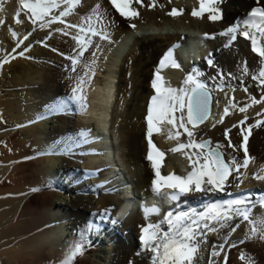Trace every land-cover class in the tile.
Listing matches in <instances>:
<instances>
[{"label":"bare ground","instance_id":"obj_1","mask_svg":"<svg viewBox=\"0 0 264 264\" xmlns=\"http://www.w3.org/2000/svg\"><path fill=\"white\" fill-rule=\"evenodd\" d=\"M8 1L14 2L8 3ZM180 1L184 4L179 0H155L156 6L149 7L152 0H143V6L133 0L130 8L137 10L139 16L130 20L129 17L121 16L110 0H89L90 3L87 2L88 6L85 8L77 5L71 15L63 17L68 24L81 25L84 29L91 27L98 32L106 33L109 37L101 39L99 35L91 36L88 29L80 33L78 29L75 31L71 28L66 29L65 25L61 24L55 25L57 31L63 30L56 32L54 29L58 34L53 32L54 34L51 35L52 30L49 27L39 26L38 30H42L36 31V23L32 21L23 23L25 16L28 15V18L30 16L26 11L20 13L19 19L22 22L16 26L14 21L20 8L19 0H0V43L15 39L11 35L12 32H21L22 40L18 45L24 42L23 45L26 44L28 47L30 44L28 50L17 47L5 53L6 56L0 59L2 65L0 66V264H64L76 245L83 247V253L74 258L73 264H101L95 263L94 259L105 264H151V254L142 251L140 240L142 228L148 224L161 223L162 219H149L146 224L138 213L133 211L134 215L120 223H113L114 214L117 213L120 217L117 196L101 189L106 183L100 174L102 167L107 163L109 168V165L116 161L117 169L121 170L119 174H123L122 179L132 180L134 189L147 191L152 189L156 176L151 161L148 162L147 159L149 138L146 120L147 100L152 94L154 79L151 65L159 53L167 48H174L180 35L176 32L184 31L178 27L173 29L176 32L169 34L167 30L172 29L173 25H189L199 28L201 33L202 31L207 33L209 39L213 40L216 38L217 28L225 32L229 27L241 24L247 19L253 7L264 6V0H215L210 7L218 11L210 13L205 10L201 18L192 15L193 9H200V0H188L187 4H185L186 0ZM9 6L12 9H9ZM174 8L183 9L182 15H169L168 13ZM210 14L221 16L220 21L209 20ZM149 23L160 24L162 27L155 29L152 26L150 29L152 33L149 34L144 28L145 25H150ZM130 24L135 27H130ZM65 31L69 34L64 35ZM7 34L9 37L6 36ZM76 34L86 35V38L90 36L92 45L85 51L83 57H79L80 62L73 72L69 57H77L80 50L76 40L72 38ZM140 34L148 37L136 46L134 40L139 38ZM237 34L236 42L230 44L229 36L221 35L224 38L222 46L211 48L214 43L208 42V48H204L203 44L198 42L202 45L201 51L197 50L199 44L192 41L190 44L195 45H192V58L195 63L189 67L186 75L181 73L180 68H169L161 72L163 78L172 80L173 88L185 87L186 77L192 75L213 92L214 104L210 119L194 129L197 141L208 138L213 147L217 144L223 145L220 150L224 153L225 160L230 161L235 158L242 164L245 159L244 149L241 147L243 135H248L246 144L248 167H241L239 172H233L223 191H189L182 196L183 205H178L174 214L188 213L193 218L200 219L208 215L213 205L222 208L226 202H229H218L219 199L248 191L234 200L243 199L246 202L247 207L251 209V218H264V203L254 202L259 198L261 201L264 196V193H258L264 191V179L257 178L264 176L262 170L264 169V123L262 126H255L258 121L264 122V101H261V97L264 96V85H260L259 80L252 78L259 72L261 57L252 51L249 39ZM17 39L20 38L16 36ZM41 39H47L46 45L62 54L61 58L54 55L49 58L52 59L53 64L49 70L52 77L47 73L44 64L34 65V62L27 60L31 56L39 57L44 53L33 49V46H38L35 42ZM131 41L134 43L129 47ZM96 45H99V49ZM21 52L24 53L22 56ZM143 53L148 54L146 62L142 61ZM186 54L189 56V52ZM6 58L10 62L4 63ZM142 66L146 71L151 70V76L139 69ZM199 69L200 78L197 77ZM86 72L89 73L88 76L84 75ZM8 73L11 80L4 82L3 79ZM115 73H119V76L115 77ZM81 76L85 81L82 86L84 100L79 102L70 97L73 95L72 89L77 86ZM126 77L128 82H131L127 87L129 86L130 91L133 89L134 92L128 99L132 98V102L125 111L119 107L120 99L117 100L116 93L120 81ZM140 79L142 84L137 87L136 84ZM36 80L44 82V85H48L47 88H52L54 100L51 105L58 102L63 108L52 109L54 105L52 107L43 105L42 111L38 112L39 116L43 113L54 116L48 120L46 116L44 117L46 119L38 118L40 122L31 125L37 119L36 113L32 115L31 112L28 116L29 112L21 111L19 104L24 99L30 106H35L37 103L31 101L32 95L29 94L28 98H25L26 94L21 98L19 94L26 90L24 86H29L30 90L39 89L36 87L38 86ZM188 86L193 85L190 83ZM221 86L227 91L216 92ZM6 87L14 88L16 91H2ZM18 87H22L20 93L16 89ZM61 87H65L66 91L68 87L71 88V92L69 89L65 92L70 101L67 102L66 98L57 94ZM245 88L247 91H244ZM15 93L16 95H12ZM216 93L221 94L220 101L217 100ZM252 97L261 102L256 103L257 107L254 109L251 107L252 110L240 112V107L254 104ZM233 104L236 107H231ZM225 107L232 108L230 115L225 116ZM22 113L27 114L22 116ZM221 118L223 122H220ZM242 120L245 121L244 124L239 123ZM110 122L113 124L111 125ZM3 124L6 126L3 127ZM17 125L24 127L19 129L20 126ZM250 125L253 127L249 134ZM68 127H71V133L74 135L72 142L64 140L63 137L66 134L64 128ZM188 127L189 130H193L192 127ZM51 128L56 131L55 134L47 132V129ZM170 128L169 125L154 124L151 139L156 149L158 147L161 151L168 150L166 165L173 171L175 161L181 159L185 162V168L189 160L179 152L174 153V159L170 158L169 154H172L170 149L178 146L176 139L169 138ZM226 129H231L228 138L235 149L228 146ZM112 130L125 136L122 145L127 146L128 153L123 160L118 157L120 154L116 146L114 148L116 155L113 153L114 157L110 160L109 155L106 158L108 152L105 151V146L108 137L99 134L101 132L111 135ZM179 131L183 133L184 130ZM172 134L175 135V130H172ZM111 138L114 142L113 134ZM179 142H187L186 133L179 136ZM101 149L105 156L100 153ZM51 153L59 155L50 156ZM164 160H166L165 155L161 160L162 176L165 175L164 171L162 172ZM57 161H60L61 165L56 164ZM139 164L142 168L138 167ZM55 165L60 167L62 175H57L59 170L55 171ZM186 170L188 172L191 170L189 165ZM41 175H44L45 179ZM96 182L99 183L97 188ZM107 186L111 184L105 185L104 188ZM122 196L123 203H126L125 209L133 206L128 190ZM164 203L165 201L160 202L159 206L162 207ZM61 208L67 209L70 215ZM204 222L200 220L201 227L197 230L196 239L193 241L198 242L199 247L194 264H210L208 261H213L215 258L213 253L219 251L221 252L215 258V264H264V239L251 238L249 225L242 217H234L228 222L229 226L224 228H220L215 222H210V226L216 227L217 231L203 228ZM162 227L166 230L168 226L162 224ZM96 228L102 230L98 232ZM232 228H235V231H232ZM65 230L71 232L66 233ZM57 231L59 235L61 234L60 237L66 238L60 239ZM102 232L110 241L108 248L101 246L99 236ZM63 242L66 243L65 247L67 246L65 251H61L62 246L60 247ZM57 243L59 247L55 245ZM215 243L212 248V244ZM108 252H113L112 258L105 256Z\"/></svg>","mask_w":264,"mask_h":264},{"label":"snow or ice","instance_id":"obj_2","mask_svg":"<svg viewBox=\"0 0 264 264\" xmlns=\"http://www.w3.org/2000/svg\"><path fill=\"white\" fill-rule=\"evenodd\" d=\"M113 7L120 13L121 16L135 18L139 16V12L130 8V4L133 0H110ZM143 6V0H135ZM215 0H200V9H193L192 15L194 17H201L205 10L210 13H216L218 9L210 7ZM66 5V7L59 12V15H53V10L60 7V4ZM80 3V0H19L20 8L16 16V22H22L19 19L20 13L25 11L30 14L29 19L35 24L38 21L41 22L39 26L41 28L48 27L52 23H63L66 28H77L80 33H84L85 29L81 25L68 24L63 17L71 15L74 8ZM156 2L152 0L149 7H155ZM183 9H172L169 15L176 16L182 15ZM50 17L49 19H46ZM209 20L219 19L218 15L210 14ZM135 27V25H132ZM63 31V30H58ZM88 32L91 36L99 35L101 39H108L106 33L98 32L95 29L89 27ZM236 33L243 36L245 39H249L252 45V51L257 53L261 57V67L257 75L252 78L259 80L260 85H264V6L253 7L248 13V18L244 19L241 24L229 27L225 32L220 35L229 36V44L231 41L236 40ZM68 32H64V35H68ZM208 34H205L207 37ZM76 40L79 47L77 57H69L71 59L73 72L76 71V66L79 64V57H82L85 51L92 45L90 36L76 35L72 37ZM214 38V37H212ZM178 46V45H177ZM99 49V45H96ZM23 55V52L20 53ZM95 56V53H93ZM171 60L172 66L179 67L175 60L172 59V50L161 59L159 68L162 69L165 66V62ZM10 62L7 58L4 63ZM95 63V61H93ZM2 66V65H0ZM94 75V73H92ZM88 76L89 73H85ZM162 76L159 74V69L152 81V88L155 90V95L151 97V102L148 106V114L146 117L148 124V142L149 153L147 159L152 162V167L155 171L156 179L153 180L154 191L159 195L161 184L163 182L169 188L175 189L169 194V198L173 201L179 199V197L188 191H223L229 176L233 172H239L240 168H247L249 164V157L247 155V141L248 135H243V143L241 147L244 149L245 159L243 163H239L235 158L232 160H225L224 153L220 151L223 145L217 144L212 146L210 140L197 141L195 139L194 129L198 124L203 123L209 113L210 93L207 86L196 80L192 75L186 77L184 84L185 87L173 88L170 86H164ZM85 83L84 77L79 78V82L76 87L72 89V97L76 101L82 102L84 97L82 95V86ZM193 86L189 87V84ZM244 91H247L245 88ZM261 101H264V96L261 97ZM255 97H252V102L259 103ZM83 106V105H82ZM236 107V105H232ZM240 107V112H245L246 108ZM179 113V115H177ZM224 114L229 115V108L225 107ZM247 118H245L246 120ZM223 122V118L221 121ZM244 124L245 121L239 122ZM262 123L258 121L256 127L262 126ZM154 124H167L171 126L169 132L170 139H176L178 146L170 149L171 152H179L189 160L190 171L186 176H179L176 174H169L168 176H162L160 172L161 160L164 157V153L159 149H156L153 145L151 136L153 133ZM191 126L193 130H189L188 126ZM215 126V125H213ZM238 127V125H233ZM248 126V133L250 134L251 128ZM183 129V133L179 130ZM172 130H175V135L172 134ZM159 131V129H157ZM231 129L225 130V137L228 139V146L233 147L228 133ZM243 129L241 130L243 134ZM186 133L187 142L180 143L179 136ZM187 150V151H186ZM194 150V151H193ZM155 152V155L153 154ZM264 170V169H262ZM258 179H264V176H258ZM203 182V187H202ZM146 215L158 214L159 208L153 206L145 210ZM251 209L247 207L246 202L243 199H236L226 202L224 207L213 205L207 216L195 219L188 213L174 214L169 211L165 214L161 223L148 224L142 228V235L140 237L142 251L151 254V264H194L196 254L199 250L198 242L194 243L197 235V230L200 229V220L205 221L203 228L209 231H217L216 227L210 226V222H215L220 228L229 226L228 222L234 217H242L243 221H246L249 225V235L251 238L264 239V218L253 219L250 216ZM162 224H167V229L162 227ZM239 227V225H236ZM235 231V228H232ZM83 253V247L76 245L66 258L64 264H73V260L76 256ZM213 255H219L218 252H214ZM243 258V257H242Z\"/></svg>","mask_w":264,"mask_h":264},{"label":"rangeland","instance_id":"obj_3","mask_svg":"<svg viewBox=\"0 0 264 264\" xmlns=\"http://www.w3.org/2000/svg\"><path fill=\"white\" fill-rule=\"evenodd\" d=\"M86 1V2H85ZM14 1H8V3H13ZM87 2H89V0H80V3L78 4V7H83V8H85V6H88V5H86V3ZM179 2L180 3H183V1H180L179 0ZM187 2H188V0H186L185 1V4H187ZM90 3V2H89ZM184 4V3H183ZM193 4V3H192ZM7 5V4H6ZM12 7H13V4H12ZM66 7V5H64V4H60V7L59 8H57V9H54L53 10V15H57V13L59 14V12L60 11H62L64 8ZM9 9H12V8H10V6H9ZM11 16V15H10ZM26 19V20H25ZM25 19H23V23H25V22H30L31 21V19H29L28 18V15H26L25 16ZM48 19H49V17H48ZM128 19H130V20H132V18H128ZM99 21H100V19H99ZM41 23V22H40ZM65 25V24H63V23H59V22H56V23H52L51 24V26H48L49 27V29H51L52 31H51V35L52 34H58V33H56V32H58L56 29H57V27L55 26V25ZM14 25H16V26H19L20 25V23L18 24L17 22H16V20L14 21ZM133 24H130V27L132 26ZM35 27H36V31H41L42 29H40V30H38V27H39V21L35 24ZM65 27V26H64ZM89 27V26H88ZM56 30V32H55V30ZM66 29H68V28H66ZM70 29V28H69ZM73 31H75L77 28H75V29H73V28H71ZM85 29H89V28H85ZM146 29V31H147V28H145ZM54 32V33H53ZM14 33H15V35L17 36V37H19L20 39H17L16 40V36L14 35ZM36 33V32H35ZM90 33V32H89ZM150 33H152V32H149V34ZM164 33V32H163ZM21 32H12V36L13 37H15V39L14 38H12V36L10 35V37L12 38V40L11 39H8L5 43L4 42H2V43H0V53H2V54H0V59L1 58H4L5 56H4V54L5 53H7V52H9V51H11V50H13V49H15V48H21V49H25V50H28V48H29V46L28 47H26V44H25V46L23 45L24 44V42H22V44H20V45H18L19 43H20V41L22 40V37H21ZM46 34H48V33H46ZM49 34V35H50ZM76 35H78V34H76ZM7 37H9L8 36V34L6 35ZM23 36V35H22ZM35 36H36V34H35ZM46 36H48V35H46ZM140 36H141V38L139 37V38H137V39H135L134 40V45H138V44H140V43H142V42H144L146 39H147V35H144V34H140ZM15 40V41H14ZM44 40V42H42ZM46 40L47 39H41L40 41H36L35 42V45H38V46H33V49H36V50H41L42 52H44V53H41L40 55H39V57H33V56H31V57H29L27 60H30V61H32V62H34L33 64L34 65H38V63L39 64H44V66L46 67V70H47V73L49 74V76L50 77H52V75L50 74V68H52V66H53V64H52V59L51 60H49V58L51 57V56H55V57H57V58H61V56H62V54L61 53H59L58 51H55V50H52L51 49V47H48L47 45H46ZM22 45V46H21ZM30 45V44H29ZM40 46V47H39ZM3 47V48H2ZM201 47H202V45L201 44H199L198 45V48H197V50H199V51H201ZM31 48H32V46H31ZM24 54V53H23ZM10 55V54H9ZM84 56V55H83ZM82 56V57H83ZM119 56V55H118ZM147 56H148V54L147 53H143V55H142V61H147L148 59H147ZM42 57H44V58H42ZM38 58V59H37ZM42 58V59H41ZM144 59V60H143ZM147 59V60H146ZM36 62V63H35ZM0 64H1V61H0ZM122 66V65H121ZM124 66V65H123ZM151 67H152V65H151ZM139 69H142L141 71H143V73H146V74H148L149 76H151V70H147L146 71V69H145V67L143 68V66L141 67V68H139ZM45 72V71H44ZM150 72V73H149ZM46 73V72H45ZM142 74V73H141ZM9 76H10V73H8L7 74V76L6 77H4V79H3V81L4 82H7V81H10L9 80ZM118 77L119 76V73L118 74H116L115 73V77ZM131 80H132V78H131ZM36 81H38V86H36V85H34V86H36V87H39V89H31L30 90V87L28 86V87H26V86H24L25 87V89L26 90H24V91H22L21 93H20V90H21V88L22 87H18V88H16L17 89V91L20 93H17V94H19L20 95V97L21 98H23V97H25L26 96V94H27V96L25 97V98H28V96H29V94L30 95H32L30 98H31V101H35V103H37V104H39V106L36 104L35 106H33V105H31L30 106V104H29V102H27V100L25 101V99L24 100H22V103H20L19 104V106H21V108H20V110L21 111H23V110H25V112L26 111H28L29 113H28V116H30V113L31 112H33L32 113V115H34L35 113V118H37L34 122H32L31 123V125L33 124V123H36V122H40V119L41 118H44L45 116H46V118H47V120H48V118L50 119L52 116H54V115H48L47 116V114L46 113H43V115H45V116H39V114H38V112H41L42 111V106L43 105H47V106H53L54 105V107L52 108V109H54L55 107H60V108H63L62 107V105H60V104H58V102H55V104H53V105H51V102H53V100H54V93H53V91H52V88L51 87H49V88H47L48 87V85H44V82H42V81H40V80H36ZM140 82H138L136 85H137V87H138V85H140L141 86V84H142V82H141V79L139 80ZM131 84V82H128V80H127V77L123 80V81H120V83H119V90L117 91V93H116V95H117V100L118 99H120V103H119V107H121L123 110L125 109V111L128 109V107L130 106V104H131V102H132V98H131V100H128V99H130V97L132 96V93L134 92V90L133 89H131V91H130V88H129V86L127 87V85H130ZM136 85H135V87H136ZM254 85H256V84H254ZM10 86H11V84H10ZM123 86V87H122ZM139 86V87H140ZM257 86V85H256ZM46 87V88H45ZM135 87H134V89H135ZM221 88V87H220ZM220 88H218L217 89V91L216 92H224V91H227L226 90V88L225 87H223V90H220ZM68 89H69V87L67 88V91H66V89H65V87H61L60 89H59V91H58V93L57 94H59L60 96H62V97H64V98H66V100H67V102H68V100L70 101V99H68V95L66 96V94H65V92H68ZM71 89V88H70ZM70 89H69V91H70ZM3 90H6V91H9V92H11V91H13V90H15L14 88L13 89H11L10 87H6V88H3L2 89V91ZM11 90V91H10ZM219 90V91H218ZM16 91V90H15ZM28 92V93H27ZM71 92V91H70ZM23 93H25V94H23ZM4 94V93H3ZM137 94V93H136ZM12 95H16V93L15 94H12ZM215 96L217 97V100H219L220 101V99H221V94H219V95H217V93L215 94ZM10 97V96H9ZM53 97V98H52ZM11 98H13V97H11ZM14 98H16V97H14ZM127 99V100H126ZM124 100H126L125 101V103H124ZM25 101V102H24ZM130 101V102H129ZM15 102H18V101H16L15 100ZM24 102V103H23ZM66 102V103H67ZM18 105V104H17ZM59 105V106H58ZM33 106V107H32ZM245 106H248L247 108H246V110H252V108L254 109L255 107H257V105H256V103L255 104H252V105H250V104H246ZM244 106V107H245ZM252 107V108H251ZM37 108V109H36ZM41 110V111H40ZM61 110H63V109H61ZM232 112V111H231ZM25 114H27V113H22V116H24ZM71 114H72V112H71ZM73 116V115H72ZM38 118H40V119H38ZM46 118H44V119H46ZM118 121H119V119H118ZM115 122V120H114V116H113V123ZM112 122H110V124L112 125L113 124ZM25 125H27L28 126V124H25ZM4 126H6L5 124H3V127ZM17 126H20V125H17ZM22 127H24V126H20V127H18L19 129H21ZM71 127H68L67 129L66 128H64V132L66 133L65 134V136H63L64 137V140H67V141H73V139H74V135L71 133ZM47 132H50L51 134H55L56 133V131L55 130H53L52 128L51 129H47ZM45 133V132H44ZM113 134V137H114V142L116 143V149H117V152L118 153H120V155L118 156L120 159H122L123 160V158H126V155H127V153H128V148H127V146L126 145H122V143H123V141H124V135L123 134H121V133H119V132H116V131H114V130H112L111 131V135ZM67 136V137H66ZM66 137V138H65ZM43 138H45V136L43 137ZM53 139H55L54 137H52ZM48 139V138H47ZM163 139V138H162ZM50 140V139H49ZM165 140V139H164ZM49 147L50 146H52V145H48ZM170 155V158L171 159H174V153L172 152V154H169ZM50 156H56L55 154L53 155V153H51V155ZM58 156V155H57ZM50 163V162H49ZM48 163V164H49ZM56 164H59V165H61V163H60V161H57V163ZM139 168H142L141 166H140V164H139V166H138ZM60 169V167L59 166H57V165H55V171H57V170H59ZM63 171V170H62ZM56 172H53V174H55ZM61 174V171L59 170V171H57V175H60ZM62 175V174H61ZM41 177L42 178H44V175H41ZM136 178H137V180H138V177L136 176ZM45 179V178H44ZM135 191H137V189H135ZM74 196V195H73ZM62 209V211L63 212H66V214H69L70 215V213H69V211L67 210V209H63V208H61ZM60 210V209H59ZM66 210V211H65ZM63 212H61V213H63ZM58 213H60V212H58ZM52 226V225H51ZM61 231V230H60ZM62 232V231H61ZM65 232L67 233H69V232H71V230H65ZM57 234H58V231H57ZM59 235V234H58ZM61 236V234L58 236L60 239L61 238H66V237H60ZM58 237H56V238H58ZM59 239V240H60ZM64 239H63V241H64ZM100 239H102V241H101V246H103V247H106V248H108L109 247V244H110V241H109V239H107L106 238V236H104L103 234L100 236ZM116 241V240H115ZM64 242H66V240L64 241ZM63 242V244L61 243L60 244V247L62 246V248H63V246H64V248L62 249L61 248V251H65L66 249L65 248H67V246L65 247V244L66 243H64ZM102 242H103V244H102ZM57 247H59V245H58V243L57 244H55ZM216 245V243L213 245L212 244V248H214V246ZM212 252H214V250L212 251ZM220 252L221 251H219L218 253H219V255H220ZM222 253H223V251H222ZM102 256V255H101ZM105 256L106 257H113V252L112 253H105ZM215 256V258L216 257H218V255H214ZM215 258L213 259V261H208V263H210L211 264V262H212V264H215ZM95 260V263L97 262V263H101V264H105V263H102L101 261H99L98 259H94ZM97 260V261H96ZM107 264V263H106ZM110 264V263H109Z\"/></svg>","mask_w":264,"mask_h":264},{"label":"water","instance_id":"obj_4","mask_svg":"<svg viewBox=\"0 0 264 264\" xmlns=\"http://www.w3.org/2000/svg\"><path fill=\"white\" fill-rule=\"evenodd\" d=\"M209 93H210V92H209ZM211 104H212V96H211V94H210L209 113H208L207 119L209 118L210 113H211ZM207 119H206V120H207ZM206 120H205V121H206ZM205 121H204V122H205ZM204 122H203V123H204ZM200 124H202V123H200ZM200 124H198L197 126H199Z\"/></svg>","mask_w":264,"mask_h":264}]
</instances>
